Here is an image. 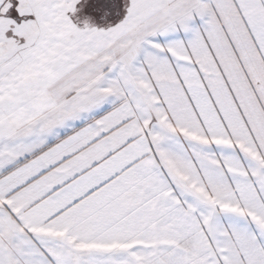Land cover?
Returning a JSON list of instances; mask_svg holds the SVG:
<instances>
[{
    "label": "snow or ice",
    "instance_id": "snow-or-ice-1",
    "mask_svg": "<svg viewBox=\"0 0 264 264\" xmlns=\"http://www.w3.org/2000/svg\"><path fill=\"white\" fill-rule=\"evenodd\" d=\"M0 264H264V0H0Z\"/></svg>",
    "mask_w": 264,
    "mask_h": 264
}]
</instances>
